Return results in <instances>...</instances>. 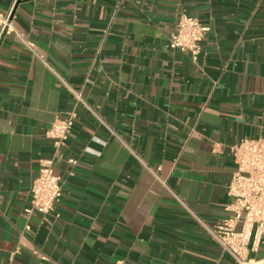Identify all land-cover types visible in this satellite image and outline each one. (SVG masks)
Wrapping results in <instances>:
<instances>
[{
    "label": "crops",
    "instance_id": "0c3cea01",
    "mask_svg": "<svg viewBox=\"0 0 264 264\" xmlns=\"http://www.w3.org/2000/svg\"><path fill=\"white\" fill-rule=\"evenodd\" d=\"M0 11L11 23L0 264H237L195 216L210 227L232 216V147L264 139V0H0ZM182 14L210 29L197 63L170 47ZM70 115L62 196L52 214L29 213L55 156L46 133ZM250 258L264 264V241Z\"/></svg>",
    "mask_w": 264,
    "mask_h": 264
},
{
    "label": "built area",
    "instance_id": "2783aa9c",
    "mask_svg": "<svg viewBox=\"0 0 264 264\" xmlns=\"http://www.w3.org/2000/svg\"><path fill=\"white\" fill-rule=\"evenodd\" d=\"M10 25V16L0 11L2 31ZM209 30L199 19L182 14L171 35L170 47L189 53L197 63L202 54V43ZM86 82L90 83V80L87 79ZM72 92L77 102L85 104L83 91ZM74 123L75 115H70L57 119L47 131L46 136L55 147V156L41 161L39 176L32 184L31 207L27 212L50 215L55 211L56 203L63 192V182L56 172L55 164L61 158L60 151L66 146ZM232 151L238 163L229 187L232 203L227 211L232 216L214 227L205 224L196 216L195 218L222 251L237 264H261L252 260L250 254L257 252L264 241V139H244L233 146ZM70 162L76 164L74 160ZM182 206L193 214L185 203L182 202Z\"/></svg>",
    "mask_w": 264,
    "mask_h": 264
}]
</instances>
